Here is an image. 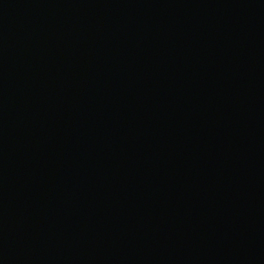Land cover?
<instances>
[{
	"label": "water",
	"instance_id": "1",
	"mask_svg": "<svg viewBox=\"0 0 264 264\" xmlns=\"http://www.w3.org/2000/svg\"><path fill=\"white\" fill-rule=\"evenodd\" d=\"M0 264H264V0H0Z\"/></svg>",
	"mask_w": 264,
	"mask_h": 264
}]
</instances>
